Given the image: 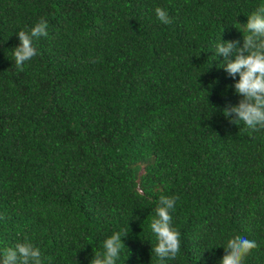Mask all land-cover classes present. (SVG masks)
Returning a JSON list of instances; mask_svg holds the SVG:
<instances>
[{
    "label": "trees",
    "instance_id": "trees-1",
    "mask_svg": "<svg viewBox=\"0 0 264 264\" xmlns=\"http://www.w3.org/2000/svg\"><path fill=\"white\" fill-rule=\"evenodd\" d=\"M0 264H264V0H0Z\"/></svg>",
    "mask_w": 264,
    "mask_h": 264
}]
</instances>
